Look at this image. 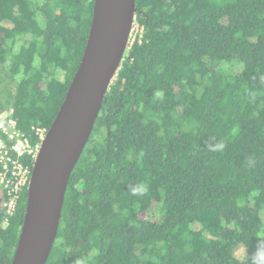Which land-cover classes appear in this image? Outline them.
<instances>
[{
    "label": "trees",
    "instance_id": "16d2710c",
    "mask_svg": "<svg viewBox=\"0 0 264 264\" xmlns=\"http://www.w3.org/2000/svg\"><path fill=\"white\" fill-rule=\"evenodd\" d=\"M93 1L0 0V111L32 143L77 69ZM133 24L46 264H264V0H135ZM25 202L23 188L6 223L0 206V264Z\"/></svg>",
    "mask_w": 264,
    "mask_h": 264
},
{
    "label": "water",
    "instance_id": "95a60500",
    "mask_svg": "<svg viewBox=\"0 0 264 264\" xmlns=\"http://www.w3.org/2000/svg\"><path fill=\"white\" fill-rule=\"evenodd\" d=\"M135 0H94L85 47L41 141L26 188L24 217L10 264H46L70 175L128 49Z\"/></svg>",
    "mask_w": 264,
    "mask_h": 264
},
{
    "label": "built area",
    "instance_id": "2783aa9c",
    "mask_svg": "<svg viewBox=\"0 0 264 264\" xmlns=\"http://www.w3.org/2000/svg\"><path fill=\"white\" fill-rule=\"evenodd\" d=\"M133 42L130 41L129 44ZM128 44V46H129ZM12 107L0 111V206L5 210V223L16 209L20 193L27 188L31 168L26 159H35L47 129L32 126L38 140L30 138L18 128Z\"/></svg>",
    "mask_w": 264,
    "mask_h": 264
},
{
    "label": "rangeland",
    "instance_id": "374dc122",
    "mask_svg": "<svg viewBox=\"0 0 264 264\" xmlns=\"http://www.w3.org/2000/svg\"><path fill=\"white\" fill-rule=\"evenodd\" d=\"M138 32H139L138 26L136 24H133L132 27H131V31H130L129 42L134 40V38L136 37ZM209 66L211 68H225L226 67V65H224L222 63H220V64H210L209 63ZM240 68L241 67L238 66V67H234V68H231V69H232V71L234 73H239L240 72ZM156 218L159 219L160 216L158 217L156 215ZM241 253H243V250L242 249H238L237 254H241Z\"/></svg>",
    "mask_w": 264,
    "mask_h": 264
}]
</instances>
